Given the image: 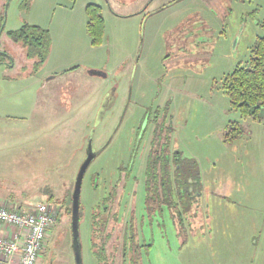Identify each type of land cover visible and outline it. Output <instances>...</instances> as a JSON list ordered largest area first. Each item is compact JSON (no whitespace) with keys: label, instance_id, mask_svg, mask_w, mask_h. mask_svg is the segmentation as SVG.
I'll use <instances>...</instances> for the list:
<instances>
[{"label":"rangeland","instance_id":"rangeland-1","mask_svg":"<svg viewBox=\"0 0 264 264\" xmlns=\"http://www.w3.org/2000/svg\"><path fill=\"white\" fill-rule=\"evenodd\" d=\"M167 1L0 0V50L12 58L0 65V204L25 211L55 205L52 197L71 208L90 143L96 157L81 184L82 264H96L100 248V264H122L126 193L138 244L147 246L144 264H264V118L241 117L222 89L262 35L264 0H181L164 8ZM89 5L99 6L103 18L99 45L87 32ZM24 23L50 36L37 71L6 35ZM207 28L206 47L196 46L197 36L187 38ZM166 102L172 145L200 171L201 209L186 237L165 209L149 219L145 157L134 159L136 179L123 193L121 185L112 189L145 107L152 114ZM231 122L243 133L224 141ZM70 216L58 209L37 264H75Z\"/></svg>","mask_w":264,"mask_h":264},{"label":"flooded vegetation","instance_id":"flooded-vegetation-1","mask_svg":"<svg viewBox=\"0 0 264 264\" xmlns=\"http://www.w3.org/2000/svg\"><path fill=\"white\" fill-rule=\"evenodd\" d=\"M177 1H181V0H172L171 2L166 3L164 5V8L166 6L170 7ZM263 21L264 20L259 21L258 23L259 28H260V23ZM210 30L211 28L210 29L207 28V30L203 29V31L201 32L202 35H197L196 33L190 32L187 35V38H192L194 36H197L198 39L196 41V46L198 48L206 47L210 41L209 40L210 35L207 36V33ZM187 38L182 37V39H186L184 40L185 42L187 41ZM2 52L3 51L0 50V53ZM7 56L3 57L4 62H6L5 64L8 65L10 62L12 64V58L10 56H8L7 58ZM169 108H171L170 104L169 102H166L165 106L162 109L156 107L154 108L153 113L150 114L149 110H146L145 107V110L141 115V119L139 123L140 127H138V129L134 130L133 132L134 135L136 133L135 141L131 146H128L127 149L125 146V160L122 161L120 165L116 166L115 178L117 182L114 184V187L112 189L115 190L118 185H121V187L119 188L120 191H122L123 193L128 181L132 179L135 181L136 179V177L133 175V168H132V166L135 164L134 159L138 156L145 157V163L143 169L144 171L142 175V188L144 195L143 198L144 209L146 210L147 214L151 216L149 219L152 220L154 219V217L162 216L163 215L162 211L165 209L168 211L170 219L172 220V223L175 225L178 235L182 237H186V230H189V226L192 224L193 219H195V214H197L198 211L201 209V205L198 203L201 197V188L197 190L195 188L196 185L195 181H193L191 178H188L186 180L187 194L190 193L191 196H193L195 199H191V201H187L186 204L187 211L185 212L184 206L183 205L181 206L178 201L179 200L178 188L181 182L180 176L186 175L185 172L187 171L185 170H187L190 167L191 163H195L199 173V184L201 186L200 171L196 162L182 156L180 151L177 150L172 145L171 134L173 132V128L171 122L172 117L169 114L170 113ZM141 125H144V127H141ZM224 141H227L225 137H224ZM165 160L167 161L166 164V168L168 169L167 176L169 177L170 189H171V195L168 198L169 201L168 200L165 201L164 197H162L163 188L161 185H158L157 183V187L155 188V190L152 188V185L155 183L156 180L155 177L158 175L159 177H161L160 170H162ZM153 167L157 169V171L155 172L156 176H154L153 170L152 171L150 170L153 169ZM159 177H157V181ZM95 181H96V177L95 178L93 177L94 187L96 186ZM181 192L183 193L184 190L182 189ZM125 195H126V213L128 215V218L126 220V227L123 233L121 253H123V248H124L123 243L126 241V264H129L128 258L130 256V247L132 245V242L138 244L139 240L141 241L142 236L140 235L139 237L138 234L133 230L134 224L129 210V196L127 193ZM155 195L160 196V199L158 201ZM148 202H150V205H148ZM147 206L154 207V212L149 213ZM82 208L83 207L80 206V210H79L80 220L82 219V216L80 215ZM179 215H181V218L179 217ZM191 216H193L192 219H189V217ZM205 217L207 218V216ZM138 245L143 247V250L141 248V252H140L141 259L142 258L143 259L140 262L141 264H144L145 261L143 260L145 258L142 253H144V249L146 252L147 249L145 247L147 246L143 245L142 242H140V244ZM102 249L103 248H100V252L97 251L98 255L99 253L101 254V251H103ZM102 253L104 255V252ZM96 264H100V262L96 261Z\"/></svg>","mask_w":264,"mask_h":264},{"label":"trees","instance_id":"trees-1","mask_svg":"<svg viewBox=\"0 0 264 264\" xmlns=\"http://www.w3.org/2000/svg\"><path fill=\"white\" fill-rule=\"evenodd\" d=\"M87 32L91 37L92 45H99L103 34V18L100 12V7L96 5H89L87 7ZM4 15L0 16V36L4 31L3 25ZM260 28L262 30V35L257 37L253 46L250 48L249 60L244 64H238L228 74L222 82V89L226 96L228 97L229 103L232 110L237 111L243 118H251L253 121H259L264 118V21L260 23ZM6 35L15 44L20 45L25 53V57L32 62L33 71H37L46 61L49 50H50V36L47 30L39 27L28 25L24 23L16 30H10ZM6 52L0 53V65H4L3 57H6ZM8 58V56H7ZM11 62L9 63V65ZM243 133L242 127L236 122H231L228 124L224 137L229 142L231 139L238 137ZM167 161H164L161 174L159 177L156 176V168L153 167L154 176H156L155 183L152 188L155 190L158 185H161L162 197L165 201H169L171 195L169 177L167 176ZM181 169V168H180ZM186 175H181L180 184L178 188L179 204L184 206V211H187V201L195 199L190 193L187 194V179L191 178L195 181V188L199 190L201 188L199 184V173L195 163H191L190 167L185 170ZM157 177L158 181H157ZM184 190L182 193L181 190ZM157 201L160 199L159 195H155ZM49 201L54 203L59 208L64 209V212L71 215V208L69 202L64 204L61 200H53L49 197ZM68 204V205H67ZM150 205V202H148ZM149 213L154 212V207L147 206ZM147 210V211H148ZM182 215V212H181ZM181 215L179 217L181 218ZM57 219V223L59 221ZM94 228V227H92ZM123 253H122V264H126V241L123 243ZM141 248L137 243L132 242L130 247V256L128 258L129 264H141ZM103 250V249H102ZM103 251L101 254L96 255L97 262H102L104 259ZM102 260V261H101Z\"/></svg>","mask_w":264,"mask_h":264},{"label":"built area","instance_id":"built-area-1","mask_svg":"<svg viewBox=\"0 0 264 264\" xmlns=\"http://www.w3.org/2000/svg\"><path fill=\"white\" fill-rule=\"evenodd\" d=\"M56 205L30 210L0 204V264H37L58 219Z\"/></svg>","mask_w":264,"mask_h":264},{"label":"water","instance_id":"water-1","mask_svg":"<svg viewBox=\"0 0 264 264\" xmlns=\"http://www.w3.org/2000/svg\"><path fill=\"white\" fill-rule=\"evenodd\" d=\"M4 20L3 25L5 24V10H4ZM96 157V153L92 151L90 143L87 144V155L82 162L75 181L74 187L71 195V216H70V233H71V249L74 256L75 264H82V255H81V247H80V238H79V210H80V192H81V184L84 177V174Z\"/></svg>","mask_w":264,"mask_h":264},{"label":"crops","instance_id":"crops-1","mask_svg":"<svg viewBox=\"0 0 264 264\" xmlns=\"http://www.w3.org/2000/svg\"><path fill=\"white\" fill-rule=\"evenodd\" d=\"M171 1H172V0H171ZM171 1H167V3H168V2H171ZM165 4H166V3H164L163 6H164ZM163 6H162V7H163ZM72 72H73V71H72ZM72 72H71V73H72ZM52 74L54 75V73H52ZM55 78H56V76H55L53 79H55Z\"/></svg>","mask_w":264,"mask_h":264}]
</instances>
